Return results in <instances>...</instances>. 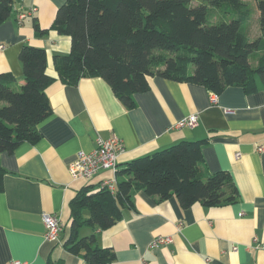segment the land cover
<instances>
[{
  "label": "crops",
  "instance_id": "0c3cea01",
  "mask_svg": "<svg viewBox=\"0 0 264 264\" xmlns=\"http://www.w3.org/2000/svg\"><path fill=\"white\" fill-rule=\"evenodd\" d=\"M246 1L254 6L255 0ZM64 2L14 0L10 16L0 24V73L14 75L13 89L24 82L18 54L25 44L45 49V72L54 78L45 89L52 111L37 125L39 139L0 153V166L5 170L0 191V264L15 259L28 264H85L64 245L71 232L69 203L83 186L91 185L95 191L102 181L114 179L115 190L118 179L110 169L89 179H72L67 167L77 151L95 148L97 137L113 135L124 147L117 169L181 140L206 139L202 152L208 170L229 171L239 200L213 207L195 202L184 208L174 195L159 201L137 191L132 205L123 209L112 226L96 229L82 225L79 237L95 233L96 244L115 253L112 264H264L260 246L264 239L261 79L257 78L254 92L228 86L216 94L202 85L153 76L149 89L134 95L133 108L125 107L101 77L63 84L53 56L69 52L70 38L49 28ZM21 13H25L22 18ZM35 22L47 32L37 34ZM258 32L259 28L253 35ZM212 95L216 96L214 103ZM192 114L197 115L194 126L175 125ZM43 213L60 218L63 230L59 242L44 239ZM157 235H167L171 241L152 247L150 242Z\"/></svg>",
  "mask_w": 264,
  "mask_h": 264
},
{
  "label": "trees",
  "instance_id": "16d2710c",
  "mask_svg": "<svg viewBox=\"0 0 264 264\" xmlns=\"http://www.w3.org/2000/svg\"><path fill=\"white\" fill-rule=\"evenodd\" d=\"M14 0H0V24L11 14ZM259 32H251L253 6L246 0H65L49 29L70 38L66 54H54L53 66L63 84L101 77L127 108L134 95L149 89L159 76L204 86L220 93L228 86L246 93L264 83V0H255ZM43 35L48 29L33 24ZM24 82L0 73V153L12 152L39 137L38 123L52 111L46 87L54 80L45 72L44 48L23 45L18 54ZM207 140H181L152 154L132 159L115 175L112 192L83 186L71 199V232L64 245L85 264H112L111 248L96 244V234L79 237L87 225L106 229L132 205V195L144 191L157 200L174 195L182 207L195 202L206 207L239 200V190L227 170H208L202 148ZM125 174L127 178L121 179ZM5 170L0 166V191ZM47 264H59L48 262Z\"/></svg>",
  "mask_w": 264,
  "mask_h": 264
},
{
  "label": "built area",
  "instance_id": "2783aa9c",
  "mask_svg": "<svg viewBox=\"0 0 264 264\" xmlns=\"http://www.w3.org/2000/svg\"><path fill=\"white\" fill-rule=\"evenodd\" d=\"M25 13H21L20 18L24 17ZM3 44H0V48ZM211 102H216V96L212 95ZM197 122V115L192 114L181 120L175 125L177 127H192ZM262 148L259 147L258 150ZM124 150L121 140L116 136H110L106 138L97 137L96 146L90 151L79 150L77 151L75 158L71 161L67 167L68 173L72 179L84 178L89 179L93 177L98 171L103 169H110L116 171L117 158ZM240 154H235L238 157ZM115 180H105L100 183V187L113 191L115 188ZM42 220L45 227L44 239L49 242H59L60 233L63 230V224L60 218L54 213H43ZM171 238L167 235L155 236L150 245L152 247L159 246L164 243H169ZM260 246L264 248V239L260 242ZM11 264H28L26 261L15 259L11 261ZM139 264H145L141 261Z\"/></svg>",
  "mask_w": 264,
  "mask_h": 264
},
{
  "label": "rangeland",
  "instance_id": "374dc122",
  "mask_svg": "<svg viewBox=\"0 0 264 264\" xmlns=\"http://www.w3.org/2000/svg\"><path fill=\"white\" fill-rule=\"evenodd\" d=\"M258 15L256 14V7L253 6V17L251 19V32L255 34V32L258 30V21H257ZM13 90L17 91V88H14Z\"/></svg>",
  "mask_w": 264,
  "mask_h": 264
}]
</instances>
